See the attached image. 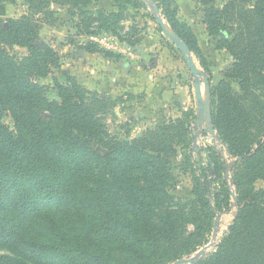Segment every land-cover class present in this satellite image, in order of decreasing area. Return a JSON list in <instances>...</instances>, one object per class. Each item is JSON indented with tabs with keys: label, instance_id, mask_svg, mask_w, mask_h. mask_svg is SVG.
Segmentation results:
<instances>
[{
	"label": "trees",
	"instance_id": "16d2710c",
	"mask_svg": "<svg viewBox=\"0 0 264 264\" xmlns=\"http://www.w3.org/2000/svg\"><path fill=\"white\" fill-rule=\"evenodd\" d=\"M8 1L0 0V264H171L196 252L214 225L211 197L230 208L227 183L212 192L206 177L193 201L175 203L167 130L130 141L111 136L96 115L107 102L89 98L73 78L55 81L58 98L51 99L36 80L59 65L58 53L38 43L36 14L49 0H27L30 12L17 19L5 17ZM155 1L165 11L162 1L171 0ZM229 7H210L207 24L213 32L227 14L241 18L228 43L236 61L227 76L243 93L228 81L211 87L212 119L218 138L240 158L230 167L244 205L218 248L196 264H264V193L254 188L264 179V3L257 0L250 12L237 11L236 2ZM172 27L196 51L179 25ZM15 46L27 54H13ZM4 112L13 125L3 122ZM209 160L208 174L220 179L227 167ZM5 211L30 215L39 233L29 234ZM68 223L81 227L78 236Z\"/></svg>",
	"mask_w": 264,
	"mask_h": 264
},
{
	"label": "rangeland",
	"instance_id": "374dc122",
	"mask_svg": "<svg viewBox=\"0 0 264 264\" xmlns=\"http://www.w3.org/2000/svg\"><path fill=\"white\" fill-rule=\"evenodd\" d=\"M235 2L237 11L244 7L250 12L257 0H247L246 3L243 0H171L168 5L162 1L165 11L155 1L167 25L175 30L172 24H178L179 30L194 43V60L209 77L211 87L228 81L236 92L242 94L239 83L227 76L236 61L228 43L233 41L236 30H239L241 18L227 14L222 20L225 26H219L213 32L207 24L210 7L225 12ZM258 2L264 3V0ZM29 12L27 0L6 3L5 17L17 19ZM168 12L172 22L165 16ZM155 16L143 1L137 5L123 0H91L89 4L82 5L49 0L36 14L40 26L38 43H46L58 53L59 65L50 66L47 76L36 80L47 89L51 99H57L55 81L68 84L72 78L76 79L87 90L89 98L97 95L107 102L104 110L96 115L105 130L119 140L130 141L146 135L154 138L167 130L172 146L166 155L170 170L168 191L176 196L175 203L193 201L194 192L201 183L206 187V177L212 192L221 187L223 181L227 183L231 193L230 208L217 206L215 198L211 197L214 225L208 232L206 243L183 257L190 259L205 247V255L214 252L244 205V202L240 204L234 185V170L230 167L240 158L232 156L218 138L214 122V134L208 131L206 119L198 123L194 76L181 51L163 33ZM12 52L22 57L27 54V49L15 46ZM168 77L172 78L170 84L166 83ZM202 80V92L212 115V93L208 96L204 78ZM183 87L189 97L188 105L182 98L176 102L169 100L170 91L182 93ZM173 109H178V114L169 112ZM3 122L13 125L8 112H4ZM209 157L222 171L227 167L220 179L215 180L217 175L208 174ZM254 188L264 193V179H258ZM5 212L6 219L22 225L29 234L39 233L30 215L20 211ZM66 225L71 234L78 236L81 228L78 224ZM189 229H193L192 224H189Z\"/></svg>",
	"mask_w": 264,
	"mask_h": 264
},
{
	"label": "water",
	"instance_id": "95a60500",
	"mask_svg": "<svg viewBox=\"0 0 264 264\" xmlns=\"http://www.w3.org/2000/svg\"><path fill=\"white\" fill-rule=\"evenodd\" d=\"M143 2L147 3L148 6L151 8L153 13L156 15V20L160 27L162 28L163 33L172 40L173 43L178 47V49L181 51L183 58L187 65L189 66L195 81V91H196V99H197V112L199 114L198 123L206 119L208 121V131L211 134L215 133V129L213 127V119L212 115L209 112V105L207 103V100H205L203 92H202V83L204 78L205 85H206V91L208 96L211 94V83L209 80V77L203 72L198 65L196 64L192 50L188 43L179 35L178 32L171 29L167 23L165 22V19L163 16L160 15V8L155 3L154 0H142ZM203 118V119H202ZM233 197L236 198L235 194H233ZM207 247L201 249L199 252L196 253L195 257L193 258H183L179 259L175 262V264H196L199 259H201L205 253H206Z\"/></svg>",
	"mask_w": 264,
	"mask_h": 264
},
{
	"label": "crops",
	"instance_id": "0c3cea01",
	"mask_svg": "<svg viewBox=\"0 0 264 264\" xmlns=\"http://www.w3.org/2000/svg\"><path fill=\"white\" fill-rule=\"evenodd\" d=\"M123 64V62H121V65ZM130 68H131V65L129 66ZM170 81H172V78H169L168 77V79H167V81H166V83L167 82H169V84H170ZM172 88V87H171ZM182 88V87H181ZM184 88V87H183ZM186 88H184L183 89V91H182V93H178V90L176 91L177 92V95L175 94L176 92L174 91V93L172 92V91H170V93H169V100H172V102H176V100H178V98H182V101L183 102H185V104H189L190 103V101H188L189 100V97H187V95H186ZM196 96V95H195ZM196 102H197V99H196ZM198 107V106H197ZM178 110V109H177ZM176 109L174 110H171V111H169V112H172L173 114H175V113H177L178 114V111H177ZM197 118H198V116H197ZM197 121H198V119H197Z\"/></svg>",
	"mask_w": 264,
	"mask_h": 264
}]
</instances>
